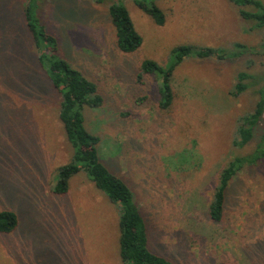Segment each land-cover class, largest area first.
<instances>
[{
    "label": "rangeland",
    "instance_id": "1",
    "mask_svg": "<svg viewBox=\"0 0 264 264\" xmlns=\"http://www.w3.org/2000/svg\"><path fill=\"white\" fill-rule=\"evenodd\" d=\"M36 1L57 56L98 84L103 102L84 109L85 123L101 137L103 161L134 190L150 222L151 250L175 264H264V158L230 183L222 222L208 216L220 170L252 152L264 132L263 119L249 144H232L259 86L231 92L239 71L264 73V27H252L231 0H152L166 14L163 25L135 0ZM114 1L128 7L143 35L136 52L117 47L107 13ZM25 2L0 0V210L18 218L13 231L0 232V264H123L118 209L106 194L84 172L65 195L52 191L73 147L59 117L60 95L39 59L50 58V46H37ZM238 42L249 47L240 57L179 65L171 112L156 104L154 75L138 80L144 60L167 66L177 45Z\"/></svg>",
    "mask_w": 264,
    "mask_h": 264
},
{
    "label": "trees",
    "instance_id": "2",
    "mask_svg": "<svg viewBox=\"0 0 264 264\" xmlns=\"http://www.w3.org/2000/svg\"><path fill=\"white\" fill-rule=\"evenodd\" d=\"M105 3V0H94ZM239 7L240 15L254 28L264 27V3L260 0H231ZM136 4L157 24L166 22V14L152 0H135ZM248 6H252L249 9ZM40 5L36 0H27L24 11L28 27L33 33L38 47L41 41L50 46V58L40 55L39 59L60 95L59 117L65 133L73 147L71 160L58 168V178L52 191L57 195H65L70 189L72 177L84 172L96 187L104 192L118 209L120 258L123 264H175L165 256L151 250L152 234L150 222L146 221L134 190L121 176L113 172L103 161L98 145L101 137L91 132L85 123L84 109L98 108L103 99L99 94L98 84L86 77L81 70L68 59L57 56L58 43L48 34L39 15ZM36 10V11H35ZM38 11V12H37ZM37 12V13H36ZM108 18L116 29L117 47L125 53H133L143 44V35L137 30L128 7L121 1L110 2ZM243 43H235L232 48H216L200 46L194 43L177 45L172 51L171 62L162 66L159 62L144 60L138 73L140 81L145 74L154 75L159 93L158 108L163 112H171L175 101L174 76L179 65L188 58L226 60L233 53L240 57L249 47ZM264 47V44H263ZM47 59V65L44 61ZM252 86H259L254 109L240 116L237 120L236 132L232 144L242 148L254 138L257 129L264 119V73L255 74L241 70L232 96L237 97ZM144 98H142L143 100ZM264 158V132L254 150L248 154L234 155L220 170L208 205V216L215 222H222L227 203V193L232 180L245 168L254 165ZM171 175V174H169ZM169 178V177H167ZM173 185V184H172ZM18 225L17 214L11 210H0V232L9 233Z\"/></svg>",
    "mask_w": 264,
    "mask_h": 264
}]
</instances>
